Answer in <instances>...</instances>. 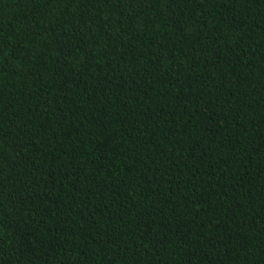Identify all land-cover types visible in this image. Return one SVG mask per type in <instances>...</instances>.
<instances>
[{"label":"trees","instance_id":"trees-1","mask_svg":"<svg viewBox=\"0 0 264 264\" xmlns=\"http://www.w3.org/2000/svg\"><path fill=\"white\" fill-rule=\"evenodd\" d=\"M0 264H264V0H0Z\"/></svg>","mask_w":264,"mask_h":264}]
</instances>
